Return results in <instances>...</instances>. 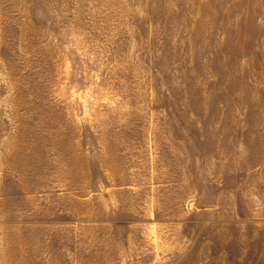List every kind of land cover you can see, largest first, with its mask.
<instances>
[{"label":"rangeland","instance_id":"1","mask_svg":"<svg viewBox=\"0 0 264 264\" xmlns=\"http://www.w3.org/2000/svg\"><path fill=\"white\" fill-rule=\"evenodd\" d=\"M0 264H264V0H0Z\"/></svg>","mask_w":264,"mask_h":264}]
</instances>
